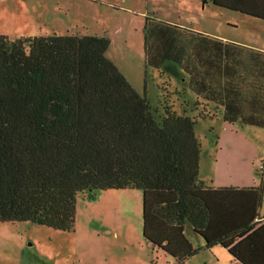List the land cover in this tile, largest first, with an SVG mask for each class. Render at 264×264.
<instances>
[{
  "label": "trees",
  "instance_id": "trees-1",
  "mask_svg": "<svg viewBox=\"0 0 264 264\" xmlns=\"http://www.w3.org/2000/svg\"><path fill=\"white\" fill-rule=\"evenodd\" d=\"M195 1L264 20V0ZM109 46L105 35L0 34V223L73 231L80 195L138 189L144 238L175 264L216 245L232 264H264V159L257 186L208 185L196 132L218 115L264 128V51L147 16L146 67L185 76L197 95L160 86L156 109Z\"/></svg>",
  "mask_w": 264,
  "mask_h": 264
},
{
  "label": "rangeland",
  "instance_id": "rangeland-1",
  "mask_svg": "<svg viewBox=\"0 0 264 264\" xmlns=\"http://www.w3.org/2000/svg\"><path fill=\"white\" fill-rule=\"evenodd\" d=\"M202 5L193 0H0V34L12 38L53 33L105 35L110 39L107 57L154 108L160 109V86L174 90L175 75L168 69L163 68L165 72L161 73L145 65L147 16L191 22L200 30L227 32L264 46L263 19L212 4L202 9ZM188 93L193 95L189 90ZM212 120H200L196 126L207 145L211 141L210 124L219 126L216 118ZM244 127L253 129L248 136L252 144L241 142L234 153L220 151L218 186H238L243 178L250 180L251 175L260 181L264 128ZM234 133L238 134L236 129ZM244 133L241 130L238 136L244 138ZM212 172L211 163L203 160L202 175L211 181L206 174ZM76 209L73 231L31 222L0 223V264H152L153 260L175 264L172 256L153 249L144 238L141 190L108 189L94 196L80 195ZM260 210L264 213V200ZM188 234L196 247L203 244L198 235ZM231 259L227 249L216 245L200 249L184 264H232Z\"/></svg>",
  "mask_w": 264,
  "mask_h": 264
},
{
  "label": "crops",
  "instance_id": "crops-1",
  "mask_svg": "<svg viewBox=\"0 0 264 264\" xmlns=\"http://www.w3.org/2000/svg\"><path fill=\"white\" fill-rule=\"evenodd\" d=\"M193 1H195V0H193ZM196 2H199V1H196ZM207 6L206 5L203 6L202 9L206 8ZM189 14H191V13H189ZM181 17L182 16H179V19H181ZM163 20L175 22V23L180 24V25L185 26V27H192L193 29L197 30L198 32L208 34L212 37H216V38L222 39L224 41L236 42V43H240L242 45H247L249 47H253L255 49L264 51V46L259 45V44L258 45L252 44L251 42H246V41L242 40L241 38H237L235 36H230L227 32H217L214 30L213 31H207V30L204 31V30H200L199 28L195 27L193 24H191V22L190 23L188 22L189 24H187L186 22H180L178 20H170L168 18H165ZM172 82H173L174 89H180V90L185 89L186 99L190 103H193L197 100V95L192 90H190L188 88L187 78L185 76H183V75L175 76V79H173ZM184 86H187V88ZM188 90L193 95L189 94ZM219 117H220L219 115H218V117H216V120L219 122L218 128H216V126H214L213 123H211L209 126V134L211 135V138H210L211 141H209L208 145L205 143V140L203 142L204 146H203V152L201 155V177L208 185L211 184V185L216 186V187H223V186H218L219 184L217 185V182H216L218 180L217 166H218V162L221 158V156L219 155V154H221L220 151L222 152V151L227 150L225 152V154L234 153L238 149V145L241 142L250 146V144H252V142L248 136H251L250 131L253 129H245L244 126H250V125H245V124H242L240 122L236 123L235 125L226 124ZM211 121H213V120L211 119ZM252 127H256V126H252ZM211 128H215L216 132H215V129H214V132H210ZM235 129L238 132V134H239V131H241V130L245 131L246 133H244V136H243L244 138H240L238 136V134H235L234 133ZM215 133H216V135H218L217 139L214 138ZM203 160L206 161V163H209V164L211 163L212 167L214 168V172H212L211 174H206V175H210L209 177L211 178V181L207 180L204 177V175H202ZM259 183H260V181H259ZM259 183L257 182L256 176L251 175L250 180L248 178H243L241 180V182H239L238 186H234V187H251V186H257V185H259ZM260 213L262 215H264V213H262L261 210H260Z\"/></svg>",
  "mask_w": 264,
  "mask_h": 264
}]
</instances>
